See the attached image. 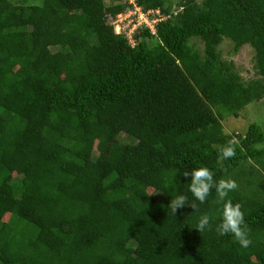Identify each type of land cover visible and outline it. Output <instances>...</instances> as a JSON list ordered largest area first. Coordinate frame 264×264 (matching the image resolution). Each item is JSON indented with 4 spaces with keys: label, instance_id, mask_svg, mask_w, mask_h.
Wrapping results in <instances>:
<instances>
[{
    "label": "trees",
    "instance_id": "trees-1",
    "mask_svg": "<svg viewBox=\"0 0 264 264\" xmlns=\"http://www.w3.org/2000/svg\"><path fill=\"white\" fill-rule=\"evenodd\" d=\"M133 2L152 27L131 44L127 0H0V264H264V132L222 129L264 99V0ZM205 166L236 181L247 249L215 231L214 192L168 209Z\"/></svg>",
    "mask_w": 264,
    "mask_h": 264
},
{
    "label": "clouds",
    "instance_id": "clouds-1",
    "mask_svg": "<svg viewBox=\"0 0 264 264\" xmlns=\"http://www.w3.org/2000/svg\"><path fill=\"white\" fill-rule=\"evenodd\" d=\"M134 6L132 0H128ZM146 25V24H145ZM236 156L235 148L229 144L219 150L218 162L232 159ZM188 180L187 193H179L171 198L168 209L175 217L177 212L185 207H191L193 211H198L200 205L208 202L209 197L215 193L216 204L219 206V223L215 231L220 237L229 236L241 248L247 249L252 243L249 237V230L245 220V212L240 203H233L230 193L237 190L238 185L233 179H216L215 173L208 167H195L190 170L180 172ZM198 202V203H197ZM213 217L205 213L200 215L195 229L199 233L211 230Z\"/></svg>",
    "mask_w": 264,
    "mask_h": 264
},
{
    "label": "rangeland",
    "instance_id": "rangeland-1",
    "mask_svg": "<svg viewBox=\"0 0 264 264\" xmlns=\"http://www.w3.org/2000/svg\"><path fill=\"white\" fill-rule=\"evenodd\" d=\"M174 1L177 2L179 0ZM145 24L149 27H152L150 20L146 17V14H144L140 9L136 8L135 5L132 6V8L127 9L123 15L118 16L113 22L115 32L119 34H125L131 44H133V41L130 39V37L132 36L134 30L144 26ZM93 42L94 41H92V43ZM230 45L231 44L228 42L223 44L224 57H228L234 61L237 71L244 79L254 78L251 70L253 50L248 46H244L237 54L230 56L228 55V53L231 51ZM252 123H258L264 132V99L244 108L238 113L236 118H227L222 122V129L223 132L228 136H233L235 141V138L244 135L248 126ZM119 140L122 143H128L126 136L121 135ZM151 192L152 191L149 190V194H151ZM7 220L8 216L6 215L4 216L3 221Z\"/></svg>",
    "mask_w": 264,
    "mask_h": 264
}]
</instances>
